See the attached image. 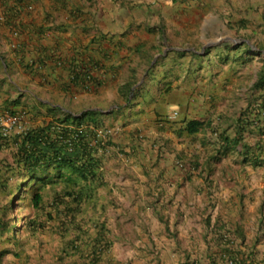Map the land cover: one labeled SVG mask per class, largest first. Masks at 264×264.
<instances>
[{
  "label": "crops",
  "instance_id": "1",
  "mask_svg": "<svg viewBox=\"0 0 264 264\" xmlns=\"http://www.w3.org/2000/svg\"><path fill=\"white\" fill-rule=\"evenodd\" d=\"M223 1L0 0V116L25 110L24 123L37 126L63 113H103L117 149L104 166L109 208L116 211L112 207L118 203L134 210L151 208H145L147 221L140 222L156 229L150 237L158 241L153 247L145 236L139 248L144 264H210V256L226 248L219 235L236 243L231 232L237 226L250 244L257 241L253 264H264V208L252 185L258 173L264 176V166L241 164L237 152L213 159L219 145L212 131L233 135L239 112L260 94L252 89L256 76L244 88L230 78L234 74L202 66L193 48L157 56V49L152 51L165 41L169 28L185 44L201 42L220 10L228 15L226 23L232 20ZM250 1L264 9V0ZM236 3L230 4L244 11ZM242 19L247 21L243 14L235 16V21ZM110 39L121 45L109 44ZM138 47L143 54L134 52ZM101 48L111 54L108 66L114 78L95 93H63L22 68L43 50L63 58L76 49L86 60L101 59ZM143 59L152 64L137 67L141 81L124 101L120 88L126 70ZM189 120L204 121V130L187 133ZM243 137L251 146L264 141L256 133L244 132ZM192 162L199 166L189 168ZM150 253H159L158 261Z\"/></svg>",
  "mask_w": 264,
  "mask_h": 264
},
{
  "label": "trees",
  "instance_id": "2",
  "mask_svg": "<svg viewBox=\"0 0 264 264\" xmlns=\"http://www.w3.org/2000/svg\"><path fill=\"white\" fill-rule=\"evenodd\" d=\"M227 26L236 33L249 27L244 19L229 20ZM240 38V42L223 43L214 51L217 57L221 56V63L244 65L258 58L261 66H253L257 71L252 89H258L260 94L239 112L232 136L212 131L219 145L213 159L218 161L226 152H237L241 164L257 168L264 166V146L260 141L247 144L243 133L264 136V50L258 45L253 48L250 34ZM108 43L121 45L112 39ZM75 50L63 58L43 50L22 68L70 95L95 93L114 78L112 67L108 66L112 57L107 51L103 53L105 49L99 50L101 59L86 60L80 59ZM134 52L141 55L143 49L138 47ZM209 54L207 50L203 56ZM150 61L145 59L140 66L149 67ZM135 73L137 76H128L120 88L124 101L134 94L133 87L140 80L137 70ZM10 104L15 105L16 100ZM20 112H24L23 117L27 114L25 110ZM9 114L16 113L11 110ZM102 116L100 110L91 109L79 114L63 113L41 125L24 124L20 133L0 135V264L8 254L27 257L25 247L35 250L37 264H119L112 256L114 241L108 226L111 203L103 192L108 184L105 160L117 149L113 132H106L112 127L105 126ZM204 126V121L189 120L185 130L196 134ZM7 151L10 158L5 157ZM189 165L192 169L199 166L194 162ZM231 235L236 243L227 235H219L226 248L211 255L210 264H253L257 241L250 244L238 226Z\"/></svg>",
  "mask_w": 264,
  "mask_h": 264
},
{
  "label": "rangeland",
  "instance_id": "3",
  "mask_svg": "<svg viewBox=\"0 0 264 264\" xmlns=\"http://www.w3.org/2000/svg\"><path fill=\"white\" fill-rule=\"evenodd\" d=\"M223 3L224 5H226L225 8L230 9L229 15L231 16V21L235 22V16L240 18L241 14H243L244 17L247 18V22L249 25L247 30H241L239 31V33H236L235 30H230L227 27V23L225 21V17H227L228 15L224 14L223 10H220V16H218L217 18L213 16V18L211 19L212 26L207 31V34L203 37L201 42L196 41V43L193 45L185 44L186 39L178 40L179 33L177 32L173 34L171 28H169L168 30H166L167 32L164 35L165 41L161 39L162 44H160V46L153 47L152 51L157 49L155 51L157 56L163 54L164 51L166 53L172 52L176 48H193L192 51H195L200 55L197 57L198 59H202V66L208 64L214 69L213 71L217 69L223 70V74H227L228 71V74H234L230 75V78H236L240 86L247 88V86L253 81V78L255 77L254 74L257 71V68H254L253 66H261L259 59L255 58L253 59V63H247L244 65H236L235 63L230 61H228L227 63H221V61H219L221 59V56H216L214 48L220 46L223 43H238L240 42L241 36L250 34L252 37V46L258 45L260 49L264 50V9L263 7H255L254 3L250 0H224ZM230 3H236L237 5L242 4L244 7V11H241L237 6H231ZM250 6H252L253 8H250ZM245 7H247L246 9L249 12L245 11ZM207 20L208 17L204 21ZM233 39L236 42H234ZM150 50H148V53ZM207 50H210V54L209 56L204 57L203 55ZM155 57L153 58V60L155 59ZM227 58L228 60L231 59V57ZM140 64L141 63L136 62L134 65H131V68H128L129 70H126V74H128V76H131L133 74L137 76L135 71ZM150 64H152V61H150ZM140 81L141 80H139V83ZM260 142L264 143V141L262 142V140ZM1 156L2 154H0V158ZM9 156L10 152L7 151L5 153V157L10 158ZM252 185L254 189L260 191L259 196L262 198V206L264 208L263 173L260 172L258 173V175H256L255 182L253 181ZM133 207L135 208V206ZM133 207L118 203L114 207H112L116 211H113L111 208L107 210L108 226L110 227V230L112 232V239L114 241L112 256L119 264H144V259L146 258V256L143 252L140 251L139 248L141 244L145 242V236L148 235L149 241H151V246H153V244L158 241L157 239L150 237L152 233H156V229H149L148 227H150V223L144 224L143 222L145 220L147 221L148 219L145 216V208H150V206H138L137 210H134ZM132 211H134V213H132ZM140 213H142V216L140 215ZM140 219H143V221L140 222ZM24 254L27 257L21 256V258H17L12 254H8L5 256L3 264H37V254L35 250H30L29 247H25ZM150 254L153 256V260H156L157 258L158 261V257H160L159 253ZM181 257L184 258L185 254H180L179 258ZM185 261L187 260L185 259Z\"/></svg>",
  "mask_w": 264,
  "mask_h": 264
},
{
  "label": "built area",
  "instance_id": "4",
  "mask_svg": "<svg viewBox=\"0 0 264 264\" xmlns=\"http://www.w3.org/2000/svg\"><path fill=\"white\" fill-rule=\"evenodd\" d=\"M23 115L16 113L10 115L5 113L0 116V135L3 137L10 136L13 133H20L24 129ZM106 132L112 133V129L106 130ZM231 262H227L230 264Z\"/></svg>",
  "mask_w": 264,
  "mask_h": 264
},
{
  "label": "clouds",
  "instance_id": "5",
  "mask_svg": "<svg viewBox=\"0 0 264 264\" xmlns=\"http://www.w3.org/2000/svg\"><path fill=\"white\" fill-rule=\"evenodd\" d=\"M248 43V42H247ZM249 44V43H248ZM253 48H254V46H253ZM262 52H264V51H262ZM264 54V53H263ZM174 116H170V117H168L169 119H172Z\"/></svg>",
  "mask_w": 264,
  "mask_h": 264
},
{
  "label": "water",
  "instance_id": "6",
  "mask_svg": "<svg viewBox=\"0 0 264 264\" xmlns=\"http://www.w3.org/2000/svg\"><path fill=\"white\" fill-rule=\"evenodd\" d=\"M234 42H236L234 39H233ZM213 44V43H212ZM250 45V44H249Z\"/></svg>",
  "mask_w": 264,
  "mask_h": 264
}]
</instances>
